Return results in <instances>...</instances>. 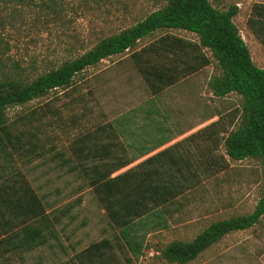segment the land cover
I'll return each instance as SVG.
<instances>
[{
    "label": "trees",
    "instance_id": "obj_1",
    "mask_svg": "<svg viewBox=\"0 0 264 264\" xmlns=\"http://www.w3.org/2000/svg\"><path fill=\"white\" fill-rule=\"evenodd\" d=\"M236 12L235 6L219 9L208 0H166L140 21L98 39L81 54L45 72L31 77L13 72L0 75V133L16 122L7 120L8 108L25 105L50 91L71 88L76 75L124 52L130 53L133 66L153 96L213 64L215 74L207 80L212 96L238 97V103L225 114H214V121L165 147L174 137L169 136L164 118L158 120V106L147 102L139 127L132 125L131 119L124 122L123 117L116 122V128L109 122L99 124L69 142L66 158L61 152L55 153L61 160L58 167L66 160L72 161L68 173L84 180L103 209L110 230L109 235L73 253L69 264H121L119 257L126 264L136 260L147 233L167 227L164 215L176 214L186 193L204 178L223 172L231 161L251 159L264 174V69L251 61L232 22ZM170 30L193 34L197 41ZM154 33L160 35L135 48ZM204 51L209 52L211 59ZM27 114L33 116L34 110ZM32 121L33 118L26 125L31 126ZM4 141H8L7 137H0V151ZM185 141L191 142L192 150L183 146ZM26 142L25 152L43 155L47 151L37 152V144L31 143L30 138ZM220 147L223 152L217 153ZM76 202L78 199L72 207ZM263 214L264 191L251 212L216 219L191 240L168 241L155 253L165 264H187L228 233L252 227ZM28 215L26 221L31 223L33 214ZM66 215L68 223L72 219L69 214H40L34 224L42 242L53 235ZM66 225L59 230L63 231ZM21 231V241L33 240V227L27 224ZM13 237L0 236V244ZM4 253L9 252L0 251V257Z\"/></svg>",
    "mask_w": 264,
    "mask_h": 264
},
{
    "label": "rangeland",
    "instance_id": "obj_2",
    "mask_svg": "<svg viewBox=\"0 0 264 264\" xmlns=\"http://www.w3.org/2000/svg\"><path fill=\"white\" fill-rule=\"evenodd\" d=\"M165 2L0 0V75L13 72L31 77L45 72L61 61L81 54L98 39L140 21ZM208 2L219 9L236 7L232 22L248 49L252 63L264 69V0ZM169 32L197 41L193 34L182 30ZM158 35L160 33H154L135 48ZM204 53L211 59L209 52ZM129 54L124 52L112 56L85 69L76 75L71 88L50 91L25 105L8 108L7 120L23 117L30 110H34V115L43 113L37 123L53 137L52 141L43 142L44 146L53 143L54 148L68 155L67 144L99 124L109 122L116 128V122L123 117L124 122L131 119L132 125L139 127L147 102L156 104L161 111L158 120L164 118L169 136L174 137L170 143L214 121V114H225L238 103L234 94L221 98L212 96L207 80L215 74L213 64L179 79L173 86L153 96L137 73ZM180 133L184 134L177 137ZM183 146L192 150L193 145L185 141ZM222 152L220 147L217 153ZM68 165L55 170L57 185L63 190L62 194L71 193L68 199L78 198V202L70 210L73 219L63 231L59 228L66 223V219L55 227L59 244L50 252L42 251L44 259L41 264H69L67 260L73 253L105 235L102 229L107 219L102 208L81 178L75 173L65 172ZM263 191L264 174L255 161L229 162L223 172L204 178L184 195L177 212L184 214L183 219H175L168 229L156 230L147 236L142 254L130 264H165L157 258L156 248L171 240L189 241L216 219L251 212ZM119 262L126 264L121 257ZM187 264H264V214L252 227L228 233Z\"/></svg>",
    "mask_w": 264,
    "mask_h": 264
},
{
    "label": "crops",
    "instance_id": "obj_3",
    "mask_svg": "<svg viewBox=\"0 0 264 264\" xmlns=\"http://www.w3.org/2000/svg\"><path fill=\"white\" fill-rule=\"evenodd\" d=\"M42 115L43 113L33 116L26 114L23 117H18L16 122L14 121L13 125L5 133H0L2 140L6 137L8 139V141H4V146H2L3 148L0 151V236L2 238L14 235L12 240L0 244V251L9 252L4 253L5 255L3 254L0 257V264H27L28 262L30 264H41L44 259L42 251L46 250L50 252L59 244L58 230L55 228L53 235L49 234V237L42 242L41 233L36 229L37 225L34 224L35 221L40 218V214L70 215V210L74 207H72V203H74L73 197L68 199L71 193L69 195L67 192L62 194L63 190L57 185L58 176L55 173V170L60 168L58 167V163L61 162L55 153L61 152L64 154L65 152L54 148L53 143L49 146H44L43 142L52 141L53 137L44 132L43 125L37 123ZM31 118H33L31 126L26 125V122L30 121ZM28 129L31 131H28ZM27 138H30L31 143L37 144V152H40L41 149H47L46 153L36 155L33 152H25L23 148L27 145ZM169 143L163 147L172 144ZM67 146L66 150L69 153ZM48 153L49 155L46 156ZM66 156L65 153V158ZM70 163L72 164V161ZM64 165H68L67 160L62 166ZM70 165L66 167L65 172L68 173L67 169ZM64 184L66 187L67 181ZM59 210L61 211L59 212ZM28 214H33L32 222L30 221L33 224L27 223ZM183 216L184 214L177 213L169 214L168 216L164 215L163 218L167 224V227L164 229L169 228L171 221L183 219ZM63 219H66L67 224L68 215ZM107 223L108 219L106 220L105 228L102 229L105 235H109L110 233V230L107 229ZM27 224L33 227V240L29 243L21 241L24 238H20L23 234V231H21L22 227ZM156 230H162V228L158 227L147 233L143 249L146 246L145 241L147 236ZM132 261L134 260H131L128 264Z\"/></svg>",
    "mask_w": 264,
    "mask_h": 264
}]
</instances>
